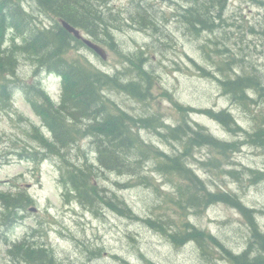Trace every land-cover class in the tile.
<instances>
[{"label": "rangeland", "instance_id": "rangeland-1", "mask_svg": "<svg viewBox=\"0 0 264 264\" xmlns=\"http://www.w3.org/2000/svg\"><path fill=\"white\" fill-rule=\"evenodd\" d=\"M189 1L145 0L157 26L145 28L142 25L149 22V15L137 18L142 25L129 20L139 0H111L108 8L120 16L114 14L120 19V29L114 32L120 52L100 43L107 53L106 60L87 47L74 46L70 56L114 75L129 66L124 55L144 51L147 69L154 78L148 100L139 101L118 90L106 92L107 97L135 117L154 118V127L141 128L139 135L146 145L166 155L182 154L186 140L166 138L159 132L166 134L168 127L183 120L202 125L218 139L238 143L239 149L227 155L208 146H195L185 160L205 183L207 192H228L256 210L264 232V179L256 174L264 172V147L248 142V134L264 126V0L263 4L256 0H228L220 27L200 35L190 33L181 22L180 14L190 6ZM24 5L41 25L53 23L39 14L31 0ZM12 34L8 32L2 50L13 45ZM17 41L21 43V38ZM17 55L20 79L30 84L40 82L51 101L59 103L61 79L42 71L34 77L30 56ZM248 74L258 76L263 88L249 91V99L241 104L225 92L220 81ZM177 105L228 111L243 132L228 131L209 116L188 113ZM42 123L22 89L14 91L9 105L0 106V193L33 199L18 211L0 202V264H34L25 261L28 246L20 248L23 243L43 247L48 262L41 264H234L213 244H209L206 256L194 242L177 247L148 220L169 232L190 221L235 254H241L248 246L251 231L242 213L225 203L204 211L188 208L176 190L177 184L186 182L176 174L160 172L159 161L152 155L140 157L132 153V173L123 174L101 166L90 138L79 139L56 156H31L24 150L40 149L32 138L34 130L52 135ZM73 166L87 168L89 183L97 186L106 200L128 206L131 217L102 202L86 206L77 192H68V170Z\"/></svg>", "mask_w": 264, "mask_h": 264}, {"label": "trees", "instance_id": "trees-1", "mask_svg": "<svg viewBox=\"0 0 264 264\" xmlns=\"http://www.w3.org/2000/svg\"><path fill=\"white\" fill-rule=\"evenodd\" d=\"M31 1L39 14L46 16L53 23L48 26L38 23L34 13L28 12L24 7V0H0V106L4 108L9 105L14 91L22 89L26 93L27 101L32 104L34 111L52 134L49 137L36 128L32 138L39 143L40 149L27 148L24 151L31 156L34 154L35 156L41 154L44 157L56 156L66 151L68 147L74 146L79 139L90 138L96 147L101 166L118 174L132 173L134 166L129 158L132 153L136 152L140 157L152 155L159 161L157 168L160 172L165 175L176 174L186 182L177 184L176 190L180 195V201H184L188 208H200L199 211H204L215 204L225 203L244 215L250 226L251 235L246 249L241 254H235L221 245L214 235L205 232L190 221L183 222L182 227L172 232L151 220H148L149 225L167 235L177 247L194 242L206 256L209 244H213L220 247L226 258L234 264H264V232L257 221V211L228 192H207L203 187L205 183L198 179L185 160V156L195 146H208L221 155H227L238 150L239 144L218 139L202 125L183 120L177 126L168 127L166 134L158 131L166 138L185 139L182 154L170 156L152 145H146L139 135V130L154 127V118L135 117L106 95L110 90H118L139 101L148 100L154 78L147 69L146 53L139 51L133 56L124 55L129 66L126 70L111 75L92 67L80 58L70 56L74 46H77L76 48L86 46L61 24L62 20L66 21L91 37L94 42L107 44L113 51L120 52L116 48L114 38L115 30L120 29L117 24L120 19L114 18V14L120 16L114 12V9L108 8L111 0ZM256 1L263 4L262 0ZM188 4L190 6L185 13L180 14L181 22L190 33L200 35L205 31L213 32L220 27L219 22L223 19L222 15L228 0H190ZM216 11L217 15H214ZM148 12L145 0H139L135 12L129 15V20L139 23L144 15H149V22L139 24L145 28H157L152 14ZM114 21L115 24L112 23ZM8 29L16 32L15 37L19 36L22 39V45L13 42L11 47L2 50L1 45L5 42ZM17 54L30 56V61L35 67L34 77L42 71L61 78L63 92L58 107H55L40 82L30 84L20 79ZM134 72L135 75L132 77ZM220 83L225 92L241 104H245L249 99V91L257 92L263 88L261 79L252 74L228 78L221 80ZM177 106L188 113L205 114L222 124L228 131L243 132L242 127L228 111L185 109L180 105ZM248 135V142L264 147V126ZM160 157L164 160L160 161ZM87 170L76 166L68 170V192H77L78 199L86 206L93 207V204L102 202L121 215L131 217V209L128 206L102 197L97 186L89 183L90 173H87ZM256 174L261 176L260 179H264V172ZM200 192L204 194H198ZM12 195L0 193V202H4L7 206L10 204L17 211L33 201L31 197L25 198L19 195L14 198ZM20 246V248L28 246L24 252L26 262L34 264L48 262L45 260L46 253L43 247L36 244L26 245V243ZM149 264L153 263L149 262Z\"/></svg>", "mask_w": 264, "mask_h": 264}, {"label": "water", "instance_id": "water-1", "mask_svg": "<svg viewBox=\"0 0 264 264\" xmlns=\"http://www.w3.org/2000/svg\"><path fill=\"white\" fill-rule=\"evenodd\" d=\"M63 27L71 34H73L77 39L81 40L88 48L93 50L97 55H99L103 60L107 59V53L106 51L98 44L92 42L90 39L86 38L84 35H82L81 31L71 26L66 21H62ZM36 209H33L32 211H35Z\"/></svg>", "mask_w": 264, "mask_h": 264}]
</instances>
